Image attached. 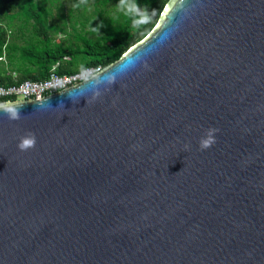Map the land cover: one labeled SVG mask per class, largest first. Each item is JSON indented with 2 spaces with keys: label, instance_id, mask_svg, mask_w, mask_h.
I'll list each match as a JSON object with an SVG mask.
<instances>
[{
  "label": "water",
  "instance_id": "1",
  "mask_svg": "<svg viewBox=\"0 0 264 264\" xmlns=\"http://www.w3.org/2000/svg\"><path fill=\"white\" fill-rule=\"evenodd\" d=\"M0 264H264V0H170L88 79L0 101Z\"/></svg>",
  "mask_w": 264,
  "mask_h": 264
},
{
  "label": "trees",
  "instance_id": "2",
  "mask_svg": "<svg viewBox=\"0 0 264 264\" xmlns=\"http://www.w3.org/2000/svg\"><path fill=\"white\" fill-rule=\"evenodd\" d=\"M169 1L0 0V84L103 69L155 27Z\"/></svg>",
  "mask_w": 264,
  "mask_h": 264
},
{
  "label": "built area",
  "instance_id": "3",
  "mask_svg": "<svg viewBox=\"0 0 264 264\" xmlns=\"http://www.w3.org/2000/svg\"><path fill=\"white\" fill-rule=\"evenodd\" d=\"M101 70V67H92L69 75L53 72L48 78L40 81L25 80L20 84L9 86L0 84V101L41 99L53 92L74 86Z\"/></svg>",
  "mask_w": 264,
  "mask_h": 264
},
{
  "label": "clouds",
  "instance_id": "4",
  "mask_svg": "<svg viewBox=\"0 0 264 264\" xmlns=\"http://www.w3.org/2000/svg\"><path fill=\"white\" fill-rule=\"evenodd\" d=\"M121 3H124V0H121ZM10 119H17L18 116L16 113H11L9 116ZM214 131H218L217 129H209L207 130V135L206 137H202L200 140V149L201 150H206L210 148L213 143H214V138L211 136V133ZM35 144V137L30 136V137H22L20 140V143L18 144V148L22 151L27 150L28 148L32 147ZM185 149L188 150L190 149V145H185Z\"/></svg>",
  "mask_w": 264,
  "mask_h": 264
},
{
  "label": "flooded vegetation",
  "instance_id": "5",
  "mask_svg": "<svg viewBox=\"0 0 264 264\" xmlns=\"http://www.w3.org/2000/svg\"><path fill=\"white\" fill-rule=\"evenodd\" d=\"M64 37H66V35H63V37H59V38H58V39H59L58 41H61V39H60V38H64Z\"/></svg>",
  "mask_w": 264,
  "mask_h": 264
},
{
  "label": "rangeland",
  "instance_id": "6",
  "mask_svg": "<svg viewBox=\"0 0 264 264\" xmlns=\"http://www.w3.org/2000/svg\"><path fill=\"white\" fill-rule=\"evenodd\" d=\"M63 35H64V34H58V38H59V37H63Z\"/></svg>",
  "mask_w": 264,
  "mask_h": 264
}]
</instances>
